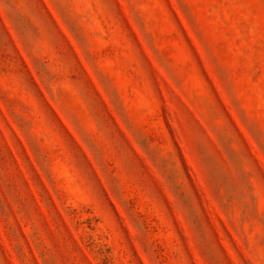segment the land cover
I'll list each match as a JSON object with an SVG mask.
<instances>
[{
    "label": "rangeland",
    "instance_id": "obj_1",
    "mask_svg": "<svg viewBox=\"0 0 264 264\" xmlns=\"http://www.w3.org/2000/svg\"><path fill=\"white\" fill-rule=\"evenodd\" d=\"M0 264H264V0H0Z\"/></svg>",
    "mask_w": 264,
    "mask_h": 264
}]
</instances>
